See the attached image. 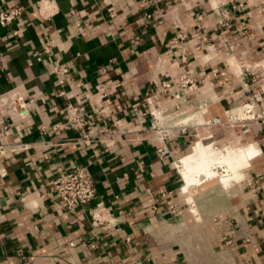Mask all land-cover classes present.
<instances>
[{"label": "crops", "instance_id": "obj_1", "mask_svg": "<svg viewBox=\"0 0 264 264\" xmlns=\"http://www.w3.org/2000/svg\"><path fill=\"white\" fill-rule=\"evenodd\" d=\"M238 3L246 7L234 12ZM12 7L25 11L18 37L0 27V147L23 149L0 154V264H264V127L204 126L248 100L240 74L264 62V0H57L48 20L30 0H0V9ZM221 11L230 12L231 29L221 26ZM180 30L187 63L173 45ZM58 64L69 68L67 97H58ZM184 73L197 88L179 89ZM163 81L173 87L156 107L179 95L190 118L185 133L164 142L145 108L134 107ZM101 88L112 104L92 114L93 124L118 122L111 144L65 128L66 104L92 113ZM210 138L213 149L258 151L238 181L232 173L197 191L180 164ZM77 168L92 175L97 195L69 212L53 181Z\"/></svg>", "mask_w": 264, "mask_h": 264}, {"label": "built area", "instance_id": "obj_2", "mask_svg": "<svg viewBox=\"0 0 264 264\" xmlns=\"http://www.w3.org/2000/svg\"><path fill=\"white\" fill-rule=\"evenodd\" d=\"M37 8L40 16L44 20L51 19L56 13L57 0H30ZM246 7L244 3L234 4L232 10L237 12ZM24 9L22 7H12L0 9V27L10 31L13 37L20 35V28H17L23 14ZM220 14L223 20L220 22L224 28L231 29L230 12L221 11ZM149 17V16H148ZM204 16L197 15V28L202 30L204 28ZM16 25V27H15ZM245 30V29H244ZM245 32V31H244ZM173 45L183 51L182 61L187 63L189 58L184 44L188 39V35L184 31H176L173 36ZM49 51V48H46ZM203 51L202 44L196 48L195 56L201 57ZM40 59V54H35ZM4 54L0 53V73L5 69L3 62ZM113 62V61H112ZM107 69H103L102 73L105 74ZM52 73L57 78V84L59 87L58 97H67V91L65 86L67 84V75L69 68L67 65H55L52 68ZM241 77L243 83L247 85V90H250L248 100L241 106L229 109L225 111V117H214L204 122V126L209 130L212 128H222L230 125H244L250 123H259L264 127V62L250 65L241 71ZM220 76L227 77L226 72H221ZM228 81V78L225 79ZM178 87L181 90L195 89V80L187 73L182 74L177 81ZM173 85L168 81H163L161 85L156 88V91L147 101L143 103H137L134 107L145 108L144 115L147 114L151 117L153 123V131L164 142L167 139L175 138L179 131L186 132V125L189 123V117H184L185 111L182 108L185 104L177 95L176 102L166 109H158L156 106L162 100V97L169 95V90ZM101 88L103 97L99 100L96 107L93 108V112L82 111L80 107L72 103H67L65 106V113L67 116V122L65 128H76L81 139L89 142L93 138L101 143H114L121 135L119 130L120 125L115 122L112 126L103 125L95 126L93 124V113L100 115L105 112L112 104L108 94ZM24 99L18 98L14 101L15 104H21ZM56 129V128H55ZM22 146L6 149L0 147V154H4L7 150L10 153H16L22 150ZM164 149H160L162 153ZM55 193L60 203L69 212H75L93 201L97 195V187L94 183L92 175L85 168H77L68 171L53 181ZM260 186L264 188V179L261 180ZM93 218L96 222H100V215L93 213Z\"/></svg>", "mask_w": 264, "mask_h": 264}, {"label": "bare ground", "instance_id": "obj_3", "mask_svg": "<svg viewBox=\"0 0 264 264\" xmlns=\"http://www.w3.org/2000/svg\"><path fill=\"white\" fill-rule=\"evenodd\" d=\"M257 151L254 146H248L243 147L242 150L237 151V149H234V151L228 153V149L217 150L213 149L211 144L198 143L192 153L180 164L182 165L180 167L182 168L185 182L189 186L195 184L197 181L200 185L212 179H216L222 184L229 174L219 177L215 171L217 165L227 164L232 173H235V171L237 172V170L246 166L248 158L255 155Z\"/></svg>", "mask_w": 264, "mask_h": 264}, {"label": "water", "instance_id": "obj_4", "mask_svg": "<svg viewBox=\"0 0 264 264\" xmlns=\"http://www.w3.org/2000/svg\"><path fill=\"white\" fill-rule=\"evenodd\" d=\"M214 140L212 138L208 139V140H205L203 142V144L205 145H208V144H211ZM193 151V148H190L187 150L186 154L185 155H189L190 153H192ZM217 183H219L218 180L216 179H212V180H209V181H206L202 184L199 185V187L196 189L197 191H203L205 189H208L209 187L213 186V185H216Z\"/></svg>", "mask_w": 264, "mask_h": 264}, {"label": "rangeland", "instance_id": "obj_5", "mask_svg": "<svg viewBox=\"0 0 264 264\" xmlns=\"http://www.w3.org/2000/svg\"><path fill=\"white\" fill-rule=\"evenodd\" d=\"M240 147H235V148H233V149H239ZM220 150V149H219ZM219 166H221L222 167V169H221V172L220 173H218V176L219 177H222V176H226L227 174H231L232 173V171H231V169L228 167V165L227 164H220ZM220 170V169H219ZM228 171V172H227ZM217 172V171H216ZM239 170H237V172L235 171V176H236V178L234 179V181H238L240 178H239ZM234 181L232 182V183H234ZM230 186V185H229ZM228 186V187H229Z\"/></svg>", "mask_w": 264, "mask_h": 264}]
</instances>
